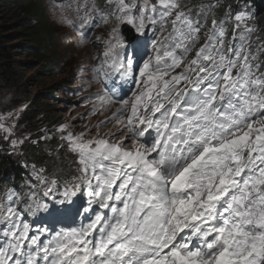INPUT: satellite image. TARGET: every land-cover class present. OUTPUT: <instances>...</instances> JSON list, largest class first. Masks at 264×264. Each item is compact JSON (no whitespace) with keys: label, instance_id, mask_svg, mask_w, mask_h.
Masks as SVG:
<instances>
[{"label":"snow or ice","instance_id":"obj_1","mask_svg":"<svg viewBox=\"0 0 264 264\" xmlns=\"http://www.w3.org/2000/svg\"><path fill=\"white\" fill-rule=\"evenodd\" d=\"M220 6L105 0L68 21L110 26L92 78L134 87L90 97L115 105L96 136L56 127L72 175L33 164L27 192H0V264H264V40L246 4ZM25 107L0 116L10 155Z\"/></svg>","mask_w":264,"mask_h":264},{"label":"rangeland","instance_id":"obj_2","mask_svg":"<svg viewBox=\"0 0 264 264\" xmlns=\"http://www.w3.org/2000/svg\"><path fill=\"white\" fill-rule=\"evenodd\" d=\"M42 5H46L45 17L47 23L53 28L56 46L53 48V55L56 59L53 71L48 73L37 83L28 84L27 82H19V84L13 89L6 85L0 78V116H7L8 113L13 112L14 109H19L21 106H26L28 101L43 90L44 87L54 83L59 79H70L72 84L64 90L63 93L57 92L58 102L50 100L52 104L58 106V114L61 115L54 125V144L57 146H49V139L41 140L40 137L47 134L33 135L29 132L26 126L20 121L21 112L17 119V126L15 128V136L13 138H24V145L27 148H23L22 145L19 149L21 151L27 149L31 151L29 156H23L22 154H9V142L0 139V147L7 152V155L11 157L14 164V169L17 168V173L12 172V175L8 178L0 180V192L6 187L15 188L17 191L27 192L28 185L35 183L32 172V165L35 164L37 168L44 167L47 169V175L51 176L53 173L59 174L60 169L68 171V174L74 172L75 168V156L68 151L65 146L60 147L62 143H65L60 139V134L55 131L56 127L61 124H67L70 126V130L74 133L86 132L85 139H90L96 136V128L100 121L105 117L110 116L115 105L112 108L105 110L99 106L98 102L94 98H90L89 94L103 93L106 89L102 88L101 82L94 80L91 76L90 68H92L97 60L94 57L98 56L103 51V40L107 38L108 30L110 26L101 24L96 30L95 34L87 42L81 43L76 38V33L70 31L68 19L64 12H62L59 5H54L52 0H41ZM211 24V23H210ZM209 24V26H210ZM99 36L100 41H96V37ZM18 58V57H17ZM22 60L29 58L25 56L19 57ZM30 59H34L31 57ZM33 63L32 65H34ZM37 66L31 69H27L23 74L27 77ZM112 88H119V82H112ZM65 92H72L65 95ZM71 94V95H70ZM129 96L131 93L128 94ZM88 99L86 100L85 98ZM94 97V95H92ZM127 98V97H125ZM96 102L97 107L95 111L92 110L93 104ZM26 107L24 109H26ZM11 123V120L7 121ZM119 125L115 120H111L104 124L100 129L101 135H106L109 132H114ZM91 128V132H87V129ZM28 132V133H25ZM120 135H123L121 133ZM3 133L0 132V137ZM49 136V135H47ZM119 137H117L118 139ZM33 141H37L33 143ZM19 181L18 182H13Z\"/></svg>","mask_w":264,"mask_h":264},{"label":"trees","instance_id":"obj_3","mask_svg":"<svg viewBox=\"0 0 264 264\" xmlns=\"http://www.w3.org/2000/svg\"><path fill=\"white\" fill-rule=\"evenodd\" d=\"M200 0H184L187 4H197ZM237 4L243 7L245 4L254 14L255 22L261 31L258 33L264 40V0H221V6L215 9L217 18L223 16L228 5L237 9ZM46 7L41 0H0V78L3 82L15 88L19 82L28 84L39 82L48 71H53L56 59L53 55L55 48V36L53 28L47 23L45 17ZM211 13L208 17V24L211 23ZM229 38H231L232 25H228ZM25 56L29 59L22 60L19 57ZM18 57V58H17ZM34 57V59H30ZM264 59V55L261 56ZM35 63L34 65H32ZM37 66L27 77L23 74L27 69ZM264 70V69H262ZM70 79H59L46 86L35 98H31L26 109L20 116V121L33 135L47 134L49 146L54 144V125L61 117L58 114V106L50 100L58 102L57 92L63 93L72 83ZM67 93L65 92V95ZM46 129L47 132L42 131ZM28 133V132H25ZM24 145V144H23ZM25 147V145L23 146ZM23 156H29L31 151H21ZM14 164L7 152L0 147V180L8 178L12 172L17 173ZM59 176L72 175L60 169ZM18 182L19 181H14Z\"/></svg>","mask_w":264,"mask_h":264},{"label":"bare ground","instance_id":"obj_4","mask_svg":"<svg viewBox=\"0 0 264 264\" xmlns=\"http://www.w3.org/2000/svg\"><path fill=\"white\" fill-rule=\"evenodd\" d=\"M198 3H200V2H198ZM198 3H197V4H198ZM197 4H193V6H194V5H197ZM193 11L195 12V8H193ZM201 38H203V36H201ZM110 114H111V113H110Z\"/></svg>","mask_w":264,"mask_h":264}]
</instances>
